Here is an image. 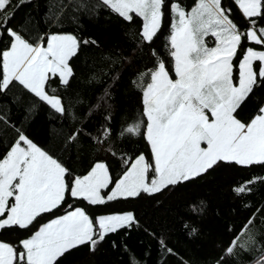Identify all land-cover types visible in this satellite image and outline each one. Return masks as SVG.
Returning <instances> with one entry per match:
<instances>
[{
    "label": "snow or ice",
    "instance_id": "6c2138e0",
    "mask_svg": "<svg viewBox=\"0 0 264 264\" xmlns=\"http://www.w3.org/2000/svg\"><path fill=\"white\" fill-rule=\"evenodd\" d=\"M31 2L0 0V43L7 40L0 48V146L4 148L0 152V232L25 233L16 243L0 240V264H65L82 248L95 254L109 234L127 233L139 226V219L133 211L93 217L90 208L164 195L222 165L264 168V98L255 103L253 116L239 118L243 106L264 89V0H231L243 25L235 22L233 7H226L223 0H194L190 8L183 0H49L47 28H60L65 20L80 26L82 16L101 11L130 24L136 23L135 18L142 21L130 33L135 43L131 51H139V62L147 46L148 63L129 81L141 93L142 113L115 130L112 88L122 73H113L118 64L130 67L132 60L104 57L110 67L100 75L93 72L88 80L100 85L102 92L94 111L89 101L87 119L76 126L73 105L83 102L75 93L69 95L75 78L70 61L83 47L98 43L75 32H42L31 15L13 23L19 7ZM166 18L171 21L165 44L168 62L153 47ZM209 38H214V47L209 46ZM5 96H10V103L3 101ZM41 104L62 122L66 116L74 122L70 131L61 129L55 150L38 146L24 126ZM13 105L24 108L22 122L11 118ZM94 114L101 122L85 127ZM134 136L146 140L150 158L144 153L127 156L122 145L113 147L114 137ZM84 139L94 150L98 147L122 158L118 177H113L105 160H96L77 174L56 155L62 147L83 150ZM256 184L264 186V177L233 190L243 198ZM69 198L73 203H68ZM66 204L64 213L55 215ZM202 207L203 202L193 205L194 214H200ZM246 207L251 210L253 205ZM45 215L51 218L41 224ZM257 223L264 226V206L239 230L229 229L231 239L220 245L223 251L214 264H245V255L250 256L248 264H264V233ZM197 233L195 227L188 231L193 237ZM158 245L163 257L179 256L162 234ZM112 246L117 247L116 241ZM124 249L130 251L127 245ZM256 251L260 255L251 257ZM130 264H139L134 254Z\"/></svg>",
    "mask_w": 264,
    "mask_h": 264
},
{
    "label": "trees",
    "instance_id": "16d2710c",
    "mask_svg": "<svg viewBox=\"0 0 264 264\" xmlns=\"http://www.w3.org/2000/svg\"><path fill=\"white\" fill-rule=\"evenodd\" d=\"M18 0H14V3ZM186 7L190 8L194 0H183ZM224 5L230 6L231 0H223ZM49 0H32L30 4H24L16 11L13 23H19L29 15L38 23L39 29L45 31H66L75 32L83 38H91L97 41L98 46L83 47L79 55L72 58L71 66L74 68L75 78L71 81L69 95L75 93L82 104H74L72 111L78 117L75 121L79 126L87 119L90 111L89 101L92 103L94 111L97 103V96L101 94L102 88L95 83L89 84V77L95 72L100 75L110 67V63L104 57H113L118 60L128 58L132 60L130 67H122L119 64L115 68L116 73H122L115 81L112 94L115 99L113 106L115 115L113 119L114 130L126 123H131L134 118H140L142 113L141 93L130 84L133 72L139 71L148 63L147 53L149 48H143L144 58L139 59L140 53L137 50L133 53L135 43L130 33L134 32L142 24L140 18H135L136 23L130 24L123 21L116 14L108 11H101L97 15L88 17L82 16L80 26L74 25L65 20L60 28H47L44 23ZM233 18L235 22L243 25L244 21L238 8L234 5ZM11 11V9H10ZM170 19L166 18L162 31L155 40L153 47L159 51L163 59L168 62L169 57L165 49L166 39L169 34ZM211 38L208 39L210 41ZM7 44V40L0 43V48ZM258 47V46H257ZM149 66H151L149 64ZM170 66V64H169ZM238 76V68L236 69ZM174 78V73L172 74ZM107 80V76L102 77ZM60 95H65L61 92ZM3 101L10 103V96L3 97ZM68 100L64 103L68 104ZM26 112L24 108L13 105L11 118L14 121L22 122ZM146 119V118H145ZM98 116L93 115V119L85 127H92L100 123ZM74 122L70 117L63 118L49 107L41 104L29 120L24 122V126L38 146L55 150L59 143L61 129L66 133L73 128ZM95 132L96 129L94 128ZM113 147L122 145L127 156H135L144 153L150 158V148L143 136L130 137L128 139L115 140ZM0 146V152H3ZM63 162L77 174L83 173L91 163L96 160H105L111 168L113 177H118L122 172V158L111 157L105 151L95 148L84 139L83 150L76 147L64 151L63 147L56 152ZM255 177H264V168L253 167L251 169L240 166H220L202 178L196 179L177 186L174 190L166 192L164 195L157 194L155 197L144 196L129 200H118L109 202L105 206L90 208L91 216L98 217L102 214L120 213L123 211H133L139 219V226L125 231L121 230L117 234H109L106 240L99 246L95 254H89L86 248L80 249L72 256L68 257L65 264H130V257L134 254L139 264H213L218 259L223 249L220 245H227L231 239L229 229L235 226L239 230L256 211L258 207L264 206V186L256 184L254 191L239 197L234 193V187L243 186L244 183ZM151 178V177H150ZM203 202L200 214H194L193 205ZM68 203H73L69 198ZM253 205L249 210L246 205ZM67 208L64 205L55 215H62ZM50 216L45 215L40 223L46 222ZM198 229L196 236H190L185 225ZM256 228L264 233V226L257 223ZM152 233H156L154 238ZM163 235L168 247L179 253V256L161 255L158 239ZM25 237V233L17 231L0 232V240L16 243ZM112 241H116L117 247L112 246ZM130 251H125L124 246ZM260 255L259 251L251 253V257ZM245 264H248L250 256L242 257Z\"/></svg>",
    "mask_w": 264,
    "mask_h": 264
},
{
    "label": "rangeland",
    "instance_id": "374dc122",
    "mask_svg": "<svg viewBox=\"0 0 264 264\" xmlns=\"http://www.w3.org/2000/svg\"><path fill=\"white\" fill-rule=\"evenodd\" d=\"M208 43H211V41H208ZM261 98H264V89L259 90L257 92V95L253 97L251 101H249L247 104L243 106L239 118H241L242 120H247L249 117L253 116L255 114V103L258 102V100Z\"/></svg>",
    "mask_w": 264,
    "mask_h": 264
},
{
    "label": "crops",
    "instance_id": "0c3cea01",
    "mask_svg": "<svg viewBox=\"0 0 264 264\" xmlns=\"http://www.w3.org/2000/svg\"><path fill=\"white\" fill-rule=\"evenodd\" d=\"M213 40H214V38H211V39H210L211 43H209V46H213V47L215 46ZM237 83H238V80H237ZM240 112H241V111H240ZM203 146H205V145H203Z\"/></svg>",
    "mask_w": 264,
    "mask_h": 264
}]
</instances>
